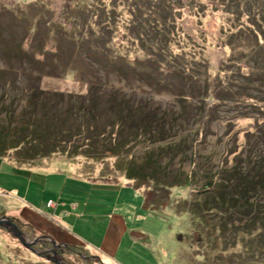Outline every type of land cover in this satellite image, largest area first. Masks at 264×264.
Masks as SVG:
<instances>
[{
  "label": "rangeland",
  "instance_id": "rangeland-1",
  "mask_svg": "<svg viewBox=\"0 0 264 264\" xmlns=\"http://www.w3.org/2000/svg\"><path fill=\"white\" fill-rule=\"evenodd\" d=\"M17 47L36 62L0 56V72L11 71L10 78L18 73L2 99L0 133L20 138L32 121L30 92L37 86L46 92V105L41 108L38 98L33 122L48 130L37 139L63 148L38 154L0 137V218L15 223L32 248L49 252L54 241L66 264H264V234L251 242L244 221L198 219L185 206L194 188L217 178L218 167L224 175L247 155L264 156V116L251 111L247 98L264 102V0H0V54ZM107 57L139 62L155 77L124 79L101 67ZM225 76L232 101L208 98L206 87L219 91ZM183 93L191 103L180 100ZM84 97L88 107L80 114L75 99L83 103ZM120 99L135 121L144 111L157 126L145 137L135 127L119 130L118 144L132 134L123 152L131 169L119 154L109 156V139L96 137L117 114ZM200 99L207 104L201 113L194 105ZM77 112L94 131L78 133ZM54 119L70 137L55 135ZM85 138L95 155L71 156L60 144ZM186 174L190 184L184 185ZM36 210L52 211L87 246ZM116 218L124 227L110 259L100 246ZM121 252L135 257H127L129 263ZM43 255L0 224V264H55Z\"/></svg>",
  "mask_w": 264,
  "mask_h": 264
},
{
  "label": "trees",
  "instance_id": "trees-1",
  "mask_svg": "<svg viewBox=\"0 0 264 264\" xmlns=\"http://www.w3.org/2000/svg\"><path fill=\"white\" fill-rule=\"evenodd\" d=\"M251 32L254 35V38L257 40V32L255 31V29H252ZM0 56L8 61H12L14 59L24 60L25 58L29 60L31 58L33 62H36L35 57L29 51L18 47L14 50H4L1 52ZM100 65L101 67L109 69L110 72H113L124 79L128 77H134L136 79L152 80L155 77V75L153 74L156 73V71L151 67L148 68L147 66L142 65L139 62L133 63L132 61H127L125 59H114L107 57V59H102ZM157 69L159 70V68ZM222 70L223 69H220L219 71ZM6 73L12 75L11 71H8ZM6 73L4 71L0 72V87H2L0 92V109L2 106V99L6 97V86H9L12 81H16V75L18 74H15L13 79L10 78V75L8 76V74ZM142 75L146 76L142 77ZM207 79L209 82V78ZM228 82V77L225 76V78H223V80H221V82L219 83V87L221 88L219 91H213L212 89H214L215 86L208 84L209 86L206 87V96H208V98H211V100L214 99L213 101L216 102H224L226 100L231 102V98H228L227 96H229L228 93L233 91V89L229 88V86L227 85ZM258 82L259 81L257 80L254 85H256ZM33 88H36L37 90H32L30 92V96L33 100V109L31 111L32 115L30 114L32 116V121H29L28 123L22 126V133H17V136L21 135L20 138H17L18 143H20L22 146H26L28 150L30 148H33L30 150L37 152L38 154H48L53 151H56V148L63 150L61 146L55 147L49 142L42 143L38 140L40 139V137H43V135L48 133V130L47 128L40 127L39 124H34L33 121L35 119L33 115H36V109H38L39 107L38 98L39 102L41 103V108H45L46 92L44 90L39 89L37 86H34ZM212 92H215L217 96L213 97ZM190 98L191 96H189V94L183 93L181 94L180 100L182 102H185V104H189L191 103ZM247 98L252 100L248 102V106H250L251 111L260 113L262 114V116H264V102H262V106H260L253 97ZM79 99L80 98L75 99V104L79 102L77 110L81 114L88 107V105L85 102L86 98L83 103ZM91 102L93 105H96V102H98L97 97L92 98ZM117 104H119L117 114L106 121L103 127V131L97 133L96 137L101 138L104 136L109 139V142L111 144L109 156H116L119 154L118 158H122L123 161L127 163V167L131 169L134 167L128 162V159L126 158L125 154H123V152L125 151L124 148L132 145L133 140L130 136L132 134L130 133V135H128L129 137H126L125 142L118 144V140L116 138L119 136V130L121 131L125 127H135V134H142L145 137L146 135L149 136L150 133L157 126L155 125L153 116L147 115V113L144 111L141 115H139V118L135 121L132 118L133 114L131 112L129 103H127V100L120 99L119 101H117ZM194 105L195 108L198 109L201 113V111H205V107L207 104L205 103V101H203V99H200L198 103H195ZM115 108L116 107H114L113 109ZM4 111H6L7 113L6 109ZM78 112L77 116L79 117ZM43 113L44 112L42 111V120L44 119ZM52 118L54 117H51V119ZM79 120V128L77 130L78 133L82 135L87 132V130L94 131L93 126H91V124H89V129H87V126H85V117H79ZM55 121V119L52 121L54 127L53 129H55L57 133L55 135L57 137H61L62 135H69L68 137H70L71 131L67 132L62 128L59 129V126L54 125V123H56ZM1 136L8 137V139L10 140L8 143L10 144L14 143V141H17L12 137L11 134H5L4 132H2V134L0 133V137ZM197 136H199V134H197ZM90 139L91 138H85L81 144L74 146H72L71 143L68 144L66 140L60 141V144L65 145L64 150L68 152L71 156H90L95 155L96 153L93 152L94 150L90 143ZM0 143H5V141L0 139ZM186 146L190 147L193 151V144H190L189 146L186 144ZM242 162V164L238 166H233L228 171L226 170L227 173L224 175H222L224 170L220 171L221 169H219L218 167V170L214 172V174L217 175V178L215 180L205 179V182L203 184L204 186L201 190L194 188L193 192L195 194L192 198L190 197L185 206L187 207L186 210L190 209L191 214L193 216H196L198 219L202 218V220H204L205 218H207L206 216H212V218L224 217L227 219V223H230V221L234 220L233 222H231L233 223L231 225H234L235 220L244 221L247 228H249L250 226V228L246 230V233L250 235V241L255 242L258 239H262V234H264V156L257 157L255 155L250 154L247 155L244 159H242ZM220 173L222 176H220ZM188 177L189 175L186 174L187 179H184V182L182 181L180 183H184V185L190 184V181H188ZM163 185L164 184H157V187L163 188ZM195 195L196 198L194 197ZM237 211L239 214L237 213ZM233 215H235L236 217L234 218ZM209 218L210 217H208L207 219ZM260 218H262V222L259 221ZM259 223L260 225H262V228L258 227L256 232L257 234L254 233L251 235L252 230L256 228ZM234 230L236 232L238 231L236 229ZM256 249H258V246H256ZM262 252H264V242L262 243Z\"/></svg>",
  "mask_w": 264,
  "mask_h": 264
},
{
  "label": "crops",
  "instance_id": "crops-1",
  "mask_svg": "<svg viewBox=\"0 0 264 264\" xmlns=\"http://www.w3.org/2000/svg\"><path fill=\"white\" fill-rule=\"evenodd\" d=\"M72 204V202L70 203V207L72 206L71 205ZM56 210V207L54 206L53 208H52V210ZM53 210V212H55ZM37 212H35V211H33V214H36L37 216H39L40 218H42V219H44L45 220V222L48 224V225H50V226H52V227H55L58 231H60V232H63L64 234H66L69 238H73V239H75V241H77V243H79V244H81L82 246H87L86 244H85V242H84V240H82L81 238H79V237H77L76 235H74V232L72 231V229L70 228V226H68L67 224H65L61 219H59V217H54L55 215L54 214H52V211L50 212V214L49 213H46V211H44V210H36ZM51 220H56L57 221V223H58V225L56 224V223H54L53 221H51ZM114 220V222H113V224L116 226L117 225V227H119V231L117 232V233H115V232H113V231H115L116 229H117V227H115L114 229L113 228H111V230H110V232L108 233H106L105 234V236H104V238L102 239V242H101V246H100V250L101 251H106V250H108V251H106V252H102L105 256H106V258H112L113 256H115L118 252H113V251H116L117 250V248H118V246H119V242H120V238H121V233H122V231H123V223L120 221V219L119 218H116V219H113ZM58 221H61V222H58ZM64 223V224H63ZM120 223V224H119ZM119 224V225H118ZM59 225H61V227L59 226ZM113 230V231H112ZM56 231V230H55ZM57 232V231H56ZM40 235H43L42 233H40ZM67 239V238H66ZM51 241V240H50ZM52 242V241H51ZM53 245V244H52ZM57 246H60V245H58V243H57ZM47 247V246H46ZM52 247V246H51ZM55 247V246H54ZM102 247H103V249H102ZM47 248H49V247H47ZM61 249V248H60ZM62 251V250H61ZM112 251V252H111ZM59 255H60V257L62 258V260L64 261V255H63V253L62 252H60L59 253ZM91 255V254H90ZM120 255H122V256H125V260L126 261H128V258L127 257H131V258H133V257H135V255L132 253V252H121V254ZM133 255V256H132ZM91 257H93V256H91ZM162 257H163V255H162ZM127 258V259H126ZM129 262V261H128ZM130 263V262H129Z\"/></svg>",
  "mask_w": 264,
  "mask_h": 264
},
{
  "label": "water",
  "instance_id": "water-1",
  "mask_svg": "<svg viewBox=\"0 0 264 264\" xmlns=\"http://www.w3.org/2000/svg\"><path fill=\"white\" fill-rule=\"evenodd\" d=\"M0 224L1 225H6L9 229L12 230L14 236L21 242L22 245H24L25 247H27L29 250L33 251L35 254H49V257H46V255H43L45 258H47L48 260H51L52 262H54L55 264H66L62 258L60 257V255L58 254V251L55 249L57 246V243L52 241L53 244V249L54 250H44L41 251L43 248H41V250H37L32 248L31 242L28 241L24 235L22 234V232L18 229L17 225L13 222H11L10 220L6 219V218H0ZM55 246V247H54ZM41 251V252H39ZM53 255V256H52Z\"/></svg>",
  "mask_w": 264,
  "mask_h": 264
},
{
  "label": "flooded vegetation",
  "instance_id": "flooded-vegetation-1",
  "mask_svg": "<svg viewBox=\"0 0 264 264\" xmlns=\"http://www.w3.org/2000/svg\"><path fill=\"white\" fill-rule=\"evenodd\" d=\"M68 248H65V250H67ZM62 250V249H61ZM63 251V250H62Z\"/></svg>",
  "mask_w": 264,
  "mask_h": 264
},
{
  "label": "built area",
  "instance_id": "built-area-1",
  "mask_svg": "<svg viewBox=\"0 0 264 264\" xmlns=\"http://www.w3.org/2000/svg\"><path fill=\"white\" fill-rule=\"evenodd\" d=\"M48 202H49V204H50L51 201H48Z\"/></svg>",
  "mask_w": 264,
  "mask_h": 264
}]
</instances>
